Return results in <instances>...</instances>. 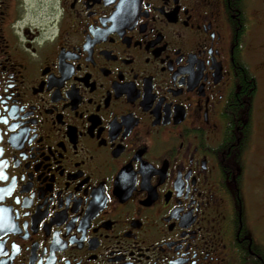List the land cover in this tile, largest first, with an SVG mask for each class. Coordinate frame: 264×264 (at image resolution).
I'll return each instance as SVG.
<instances>
[{"label":"flooded vegetation","instance_id":"1","mask_svg":"<svg viewBox=\"0 0 264 264\" xmlns=\"http://www.w3.org/2000/svg\"><path fill=\"white\" fill-rule=\"evenodd\" d=\"M263 137L264 0H0V264H264Z\"/></svg>","mask_w":264,"mask_h":264},{"label":"rangeland","instance_id":"2","mask_svg":"<svg viewBox=\"0 0 264 264\" xmlns=\"http://www.w3.org/2000/svg\"><path fill=\"white\" fill-rule=\"evenodd\" d=\"M259 141H256V147L259 145H262V148L264 149V140L257 138ZM264 139V137H263ZM255 147V148H256ZM255 159L256 161H259L262 166H264V152H255Z\"/></svg>","mask_w":264,"mask_h":264}]
</instances>
